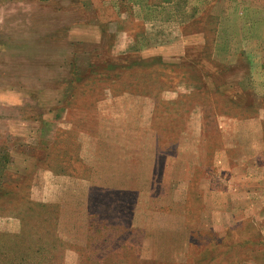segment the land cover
I'll return each mask as SVG.
<instances>
[{
  "label": "rangeland",
  "instance_id": "rangeland-1",
  "mask_svg": "<svg viewBox=\"0 0 264 264\" xmlns=\"http://www.w3.org/2000/svg\"><path fill=\"white\" fill-rule=\"evenodd\" d=\"M0 264H264V0H0Z\"/></svg>",
  "mask_w": 264,
  "mask_h": 264
},
{
  "label": "crops",
  "instance_id": "crops-1",
  "mask_svg": "<svg viewBox=\"0 0 264 264\" xmlns=\"http://www.w3.org/2000/svg\"><path fill=\"white\" fill-rule=\"evenodd\" d=\"M217 45H218V47H219V46H224V42L221 44V40H219V41L217 42Z\"/></svg>",
  "mask_w": 264,
  "mask_h": 264
}]
</instances>
